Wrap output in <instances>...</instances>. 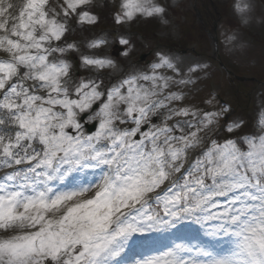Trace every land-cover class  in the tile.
<instances>
[{"label":"snow or ice","instance_id":"1","mask_svg":"<svg viewBox=\"0 0 264 264\" xmlns=\"http://www.w3.org/2000/svg\"><path fill=\"white\" fill-rule=\"evenodd\" d=\"M11 12L0 0V264H264V112L186 103L207 65L163 50L112 71L89 0ZM167 12L120 0L111 16Z\"/></svg>","mask_w":264,"mask_h":264},{"label":"rangeland","instance_id":"2","mask_svg":"<svg viewBox=\"0 0 264 264\" xmlns=\"http://www.w3.org/2000/svg\"><path fill=\"white\" fill-rule=\"evenodd\" d=\"M4 2L12 6V12L8 14L11 17L22 0ZM163 2L168 8L166 18L169 24L166 27L158 21H137L131 26H117L111 16L116 5L111 4L110 0H93L89 4L93 12L99 15V23L90 35L108 41L99 52L114 59L116 68L112 71L127 72L132 70L133 65H143L151 60V53L158 49L179 56L184 63H207L209 67L198 74L200 79L191 87L190 98L185 102L199 104L206 96L215 94L218 97L220 94L219 98L225 101L223 103L232 105L238 115L250 119L255 117L258 122L260 109L264 106V23L254 22L242 28L232 13V0H178L175 7L171 6L170 0ZM199 4H202V9L205 5L210 8L209 11L213 13L211 20H205L203 14L201 16ZM253 6V17L264 20V0H253ZM221 25L228 31H239L241 41L247 45L242 53L226 54L221 43ZM120 37L130 39L134 45V52L128 58L120 56ZM142 54L145 55L140 60ZM217 59L227 68L228 75L219 68ZM233 76L252 81H237ZM169 172L171 182L176 177L171 169Z\"/></svg>","mask_w":264,"mask_h":264},{"label":"clouds","instance_id":"3","mask_svg":"<svg viewBox=\"0 0 264 264\" xmlns=\"http://www.w3.org/2000/svg\"><path fill=\"white\" fill-rule=\"evenodd\" d=\"M120 0H110L111 4L118 5ZM153 3L156 0H152ZM93 0H89V4H92ZM178 3V0H170L171 6L175 7ZM253 0H232V13L236 17L239 25L244 27H249L254 22L256 24L264 23V20L260 18L253 17ZM161 25L167 26L169 21L166 17H161ZM221 43L224 45L226 54L232 55L236 53H242L243 50L247 47L246 43L242 42L240 39V34L238 30L228 31L223 25H221L220 29ZM5 57L0 56V59H4ZM207 69L209 65L205 63ZM116 68V67H115ZM207 75V73H205ZM194 79L199 81L200 77H194ZM260 112H264V106L261 107ZM259 112V116H260Z\"/></svg>","mask_w":264,"mask_h":264},{"label":"trees","instance_id":"4","mask_svg":"<svg viewBox=\"0 0 264 264\" xmlns=\"http://www.w3.org/2000/svg\"><path fill=\"white\" fill-rule=\"evenodd\" d=\"M201 7H202V4H199V9H200L199 11L201 13V16L203 14L205 20H211V14L213 13L209 11L210 8H206V5L204 9H202Z\"/></svg>","mask_w":264,"mask_h":264}]
</instances>
